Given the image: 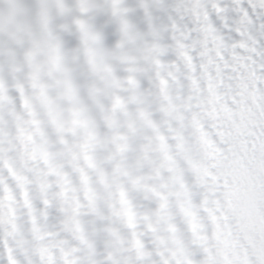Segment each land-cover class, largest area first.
Here are the masks:
<instances>
[{"label": "snow or ice", "instance_id": "snow-or-ice-1", "mask_svg": "<svg viewBox=\"0 0 264 264\" xmlns=\"http://www.w3.org/2000/svg\"><path fill=\"white\" fill-rule=\"evenodd\" d=\"M23 7L0 264H264V0Z\"/></svg>", "mask_w": 264, "mask_h": 264}, {"label": "clouds", "instance_id": "clouds-1", "mask_svg": "<svg viewBox=\"0 0 264 264\" xmlns=\"http://www.w3.org/2000/svg\"><path fill=\"white\" fill-rule=\"evenodd\" d=\"M33 0H0V30L4 35L13 34L20 30L24 17V3L31 4Z\"/></svg>", "mask_w": 264, "mask_h": 264}]
</instances>
